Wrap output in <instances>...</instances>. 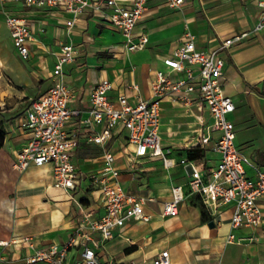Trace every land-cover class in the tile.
Returning a JSON list of instances; mask_svg holds the SVG:
<instances>
[{
    "label": "crops",
    "instance_id": "crops-1",
    "mask_svg": "<svg viewBox=\"0 0 264 264\" xmlns=\"http://www.w3.org/2000/svg\"><path fill=\"white\" fill-rule=\"evenodd\" d=\"M256 1L186 0L171 6L169 0H147L134 37L137 40L147 35L148 42L138 50H129L120 29L92 12L74 14L59 6L0 1V119L6 129L0 148V241L7 242L0 245V264L24 261L52 244L62 247L85 209L94 207L104 213L101 195L88 179L67 190L54 185L51 163L32 164L23 170L14 166L18 151L30 139V133L19 126V119L32 101L52 86L54 66L64 44L73 43L79 50L76 60L65 64L63 78L75 91L71 107L81 113L66 127L79 135L80 146L72 160L87 173L99 172L104 165L103 147L89 140L102 125L82 123L88 116L89 93L96 81L101 77L113 81L110 96L116 103L121 94L133 103L151 98L156 72L168 70L163 58L183 43L187 28L196 36L198 48L218 49L225 57L222 83L236 103V110L230 114L236 144L251 160L249 175L255 176L257 167H264V28L253 30L259 17ZM8 14L33 23L35 40L30 43L29 59H23L14 46L6 24ZM73 18L75 23L69 28L67 20ZM245 31L249 35L240 42L220 48L224 39ZM171 77L183 78L184 74L172 72ZM188 95L194 99L197 92ZM186 113L199 115L200 134L212 121L211 113L196 99L187 102L169 97L162 101L160 136L164 145L175 149L170 167L162 158H141L133 164L136 147L126 130L115 129L107 142L106 147L116 155L121 184L129 193L143 198L148 218L127 221L96 249L106 263L154 264L157 255L168 250L171 264H264V199L260 201V226L233 228L232 204L212 216L201 198L190 194L189 171L180 163L181 158L192 149L201 155H188L191 159L201 161L206 157L209 165H215L219 154L213 142L205 147L191 145L177 134L189 122ZM174 185H183L186 198L179 203L177 215H163ZM230 234L236 236L235 240L228 239ZM82 251L79 246L70 248L66 263L80 258Z\"/></svg>",
    "mask_w": 264,
    "mask_h": 264
},
{
    "label": "built area",
    "instance_id": "built-area-1",
    "mask_svg": "<svg viewBox=\"0 0 264 264\" xmlns=\"http://www.w3.org/2000/svg\"><path fill=\"white\" fill-rule=\"evenodd\" d=\"M3 1V0H0ZM27 5L59 6L74 14L92 12L109 20L120 29L129 50L146 46L147 35L134 37V28L142 18L147 0H24ZM186 0H169L171 6H179ZM259 11L255 31L264 28V0L256 1ZM76 18L67 20L71 28ZM6 24L13 43L23 59L31 56L30 43L35 40L33 23L21 16L8 14ZM249 35V31L228 37L221 43V49H228ZM78 48L73 43L62 45L53 70V84L42 95L34 99L19 119V126L30 133L28 143L17 153L14 166L26 169L32 164L51 163L56 187L75 189L81 181L88 179L101 195L104 213L96 208L85 209L79 218L68 242L39 249L35 255L15 264H67L70 248L83 249L80 258L72 264H110L99 258L96 249L115 236L116 229L127 221L147 219L144 200L129 193L119 180L120 171L116 166V155L106 147L113 137V131L126 130L128 139L135 145L132 163L137 159L162 158L164 165L174 164L172 145H164L160 136L161 103L166 98H183L187 102L196 99L201 108L211 113L212 121L206 131L200 134L197 146L205 147L213 142V149L219 154L215 165L208 159H191L188 155L180 163L189 171L190 194H197L209 213L216 216L223 207L232 204L231 226L256 229L263 221L260 201L264 199V167H257L255 176L248 174L250 158L242 153L236 144L234 121L230 118L236 110V103L225 93V57L218 49L204 50L197 47L196 36L187 28L185 38L170 54L163 58L167 72L158 70L152 80V97L139 98L130 102L121 94L116 103L110 96L113 81L101 77L89 93L88 116L82 120L87 126L102 125L98 133L89 140L104 149V165L99 172L87 173L72 157L80 146L78 133L68 131L66 125L80 116L81 111L71 107L75 91L64 81V66L76 60ZM172 72L183 73V78L174 79ZM136 88L137 85H134ZM197 92L193 99L188 93ZM172 198L164 203L163 215H177L179 203L186 198L183 185H174ZM230 234L228 239L235 240ZM251 237L250 239H253ZM6 241H0L5 245ZM2 256L0 255V261ZM154 264H171L168 250L154 259Z\"/></svg>",
    "mask_w": 264,
    "mask_h": 264
},
{
    "label": "rangeland",
    "instance_id": "rangeland-1",
    "mask_svg": "<svg viewBox=\"0 0 264 264\" xmlns=\"http://www.w3.org/2000/svg\"><path fill=\"white\" fill-rule=\"evenodd\" d=\"M185 118L189 122L185 125L183 124L180 128L181 130H179L177 134L184 137L185 142L191 143V145H196L200 139V117L199 115H189L186 113ZM183 127L187 128V130H182Z\"/></svg>",
    "mask_w": 264,
    "mask_h": 264
},
{
    "label": "trees",
    "instance_id": "trees-1",
    "mask_svg": "<svg viewBox=\"0 0 264 264\" xmlns=\"http://www.w3.org/2000/svg\"><path fill=\"white\" fill-rule=\"evenodd\" d=\"M5 138H6L5 123L4 120L0 119V148H2V146L4 145ZM188 155L190 157H195L201 154L199 152H195V151L193 152V150L191 149Z\"/></svg>",
    "mask_w": 264,
    "mask_h": 264
}]
</instances>
